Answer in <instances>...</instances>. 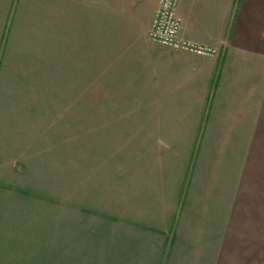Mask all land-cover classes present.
I'll return each instance as SVG.
<instances>
[{"label":"crops","instance_id":"obj_1","mask_svg":"<svg viewBox=\"0 0 264 264\" xmlns=\"http://www.w3.org/2000/svg\"><path fill=\"white\" fill-rule=\"evenodd\" d=\"M66 2L63 32L52 15V63L67 41L77 66L97 70L120 124H147L146 145H133L130 205L113 221L116 264H264V0H177L181 37L217 50L207 57L148 39L157 0ZM2 10L0 61L21 62ZM9 172L0 173V264H10L13 235L25 242V194L37 201Z\"/></svg>","mask_w":264,"mask_h":264},{"label":"rangeland","instance_id":"obj_2","mask_svg":"<svg viewBox=\"0 0 264 264\" xmlns=\"http://www.w3.org/2000/svg\"><path fill=\"white\" fill-rule=\"evenodd\" d=\"M52 1L0 0L9 15L5 37L11 33L22 58L0 61L8 68L0 78V173L8 167L9 181L37 199L25 194L27 213L13 208L12 227L18 212L25 242L13 235L10 264H116L113 221L130 205L131 157L146 145L147 124H120L118 112L104 107L97 70L77 66L67 41L52 63L53 13L61 32L70 23L66 0L54 12Z\"/></svg>","mask_w":264,"mask_h":264},{"label":"built area","instance_id":"obj_3","mask_svg":"<svg viewBox=\"0 0 264 264\" xmlns=\"http://www.w3.org/2000/svg\"><path fill=\"white\" fill-rule=\"evenodd\" d=\"M176 4L177 0H157V7L147 32L148 39L172 50L203 57L214 56L217 53L215 48L181 37V23L175 12Z\"/></svg>","mask_w":264,"mask_h":264}]
</instances>
